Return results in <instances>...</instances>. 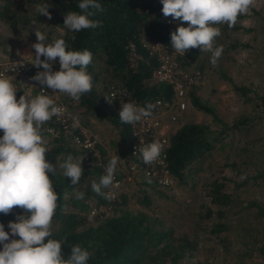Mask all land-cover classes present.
I'll return each mask as SVG.
<instances>
[{"label": "trees", "instance_id": "16d2710c", "mask_svg": "<svg viewBox=\"0 0 264 264\" xmlns=\"http://www.w3.org/2000/svg\"><path fill=\"white\" fill-rule=\"evenodd\" d=\"M79 2L0 0V22L7 27L57 25L62 29L60 39L69 45L68 50L86 49L92 53L93 61L86 69L92 77V90L79 101L64 93H61L60 99L70 111L79 115L84 126L88 116L107 122L114 129L118 142L124 143L126 152L129 124H122L114 103L106 101L108 84L114 82L121 85L141 107L154 98L169 99L171 95L169 83L151 79L156 59L141 45V36L160 40L181 67H197L201 71V55L205 51L192 48L184 56L175 52L170 33L176 28L165 22L157 0H97L104 10L91 18L101 21L102 27L69 31L63 25L64 16L69 11L80 12ZM45 3L50 6V20L36 11L37 5ZM187 26V22H182V27ZM214 26L223 32L229 28L227 24ZM130 44L137 55L132 65L127 58ZM237 44L248 45L233 41L226 46L234 48ZM258 74L255 81L247 83L234 82L222 74L243 105V110L229 123L222 121L213 106L194 93L198 84L191 86L188 101L195 109L208 113L210 123L184 121L168 135L166 162L175 183L179 184L185 182L191 165L207 155L228 134V130H236L240 135L232 158L229 162L225 161L232 173L204 180L200 202L193 213L198 222L196 227L204 231L203 238L209 242V251L214 253L207 264H264V75L262 72ZM15 88L18 100L22 90ZM37 95L33 91V97ZM57 126L53 120L46 122L41 134L47 142L46 159L56 168L55 175L49 176L58 194V207L51 225L52 236L48 239L65 241L62 245L65 259L71 246L79 244L94 254L88 264L195 263L190 258L205 242L199 239L198 232H179L157 216L121 207L125 202L122 192L118 194V201H111L92 190V182L99 183L106 175L101 165L82 160V177L75 187L85 193V198L77 200L70 179L63 175L60 165L68 155L74 158L82 156L84 149L75 145L67 134H62ZM95 147L107 167L111 158L105 147L100 142ZM116 175L121 176L118 170ZM141 181L155 185L147 179ZM104 190L102 188V192ZM255 190L257 194L254 195ZM104 204L113 205L111 214L99 212L91 220L86 218L91 206ZM22 214L24 212L20 208H15L8 215L0 213V223L4 224L6 232L9 231L8 222H15L16 216ZM12 238L19 239L18 236Z\"/></svg>", "mask_w": 264, "mask_h": 264}, {"label": "clouds", "instance_id": "9594fccd", "mask_svg": "<svg viewBox=\"0 0 264 264\" xmlns=\"http://www.w3.org/2000/svg\"><path fill=\"white\" fill-rule=\"evenodd\" d=\"M162 13L174 20L187 22V27H178L170 33L171 45L176 53L183 55L187 50L199 48L211 53L210 63L215 66L223 54V46H214L221 35L219 27L227 24L236 25L238 17L250 13L256 0H160ZM47 3L36 6L38 14L52 19ZM80 12L69 11L64 16L63 25L69 31L79 32L102 27V22L92 19L103 8L97 0H80ZM35 23V22H33ZM37 42L31 47L35 50L33 65L38 71L31 79L41 86H47L54 92L68 95L75 101L92 90V77L87 73V66L93 61L88 50H68L64 39L46 43V35L35 31ZM75 39V36L72 37ZM43 57V59H41ZM59 62L60 70L53 71L52 66ZM20 67H23L21 62ZM17 89L10 79L0 78V213L8 215L15 208L23 210L15 222H8L9 231L0 223V264H88L94 255L79 244L71 246L70 254L65 259L62 255V240L48 239L52 236L51 225L58 207V194L50 179L56 168L46 159L47 142L42 138L41 128L53 117L62 114V109L55 105L47 95L34 98L21 95L16 99ZM111 104L113 99L105 97ZM155 104L146 103L137 106L134 102L121 104L119 120L122 124H135L153 115ZM142 160L147 165L157 162L164 152V145L156 140L139 148ZM84 157L74 158L68 155L60 165L63 175L70 179L77 200H83L85 193L77 186L80 183ZM118 155L109 160L106 175L99 183L92 182V190L109 198L102 188L113 185L115 173L120 161ZM244 177H241L243 179ZM151 183V180H148ZM114 198V194L111 196ZM18 236L19 239L12 237Z\"/></svg>", "mask_w": 264, "mask_h": 264}, {"label": "rangeland", "instance_id": "374dc122", "mask_svg": "<svg viewBox=\"0 0 264 264\" xmlns=\"http://www.w3.org/2000/svg\"><path fill=\"white\" fill-rule=\"evenodd\" d=\"M240 26L249 29L243 30ZM36 30L46 35V43L49 44L60 39L62 33V29L57 25L29 24L23 27H7L0 22V61L20 56L29 58L33 62L35 50L31 46L37 42ZM233 41L248 45L237 44L234 48L226 46L228 42ZM214 46H223V54L215 66L210 63V52L205 51L201 55L203 58L202 78L194 93L211 104L222 121L229 123L243 110V105L231 89L229 81L222 74L234 82L246 83L249 80L255 81L259 72L264 75V0H256V4L250 13L239 16L236 27L228 28L225 32L221 31V35L216 38ZM52 70H60L58 58L57 62L53 64ZM39 71H43V69L40 68ZM55 94L59 99L61 98L60 92L57 91ZM184 121L210 123V115L195 109L188 101L180 118V122ZM86 127L105 147L110 158L115 154L120 157L121 160L117 168L121 172L124 171V143L118 142L114 129L107 122L95 120L89 116L86 117ZM239 140L238 131L228 130V134L216 143L207 155L191 165L187 176L185 175V182L175 183L172 188L165 189L144 183L135 177H125L122 173L119 192L124 194L125 202L121 207L131 210L139 209L157 216L165 224H171L179 232L194 230L198 232L199 239L205 241L203 238L204 231L196 227L198 222L193 215L197 204L200 202L202 183L204 180L221 175L229 176L232 173L230 166L225 165V161L229 162L232 158ZM255 194H257L256 190ZM112 207V204L102 205L100 214H111L113 212ZM209 248L208 241H205L201 247L198 246L195 255L190 258V260L195 261L193 264H207L209 260H212L214 253H211Z\"/></svg>", "mask_w": 264, "mask_h": 264}, {"label": "built area", "instance_id": "2783aa9c", "mask_svg": "<svg viewBox=\"0 0 264 264\" xmlns=\"http://www.w3.org/2000/svg\"><path fill=\"white\" fill-rule=\"evenodd\" d=\"M159 3V12L163 16L166 23L174 28L182 27L180 20H174L171 16L165 17L161 11L162 3ZM141 45L156 59V65L151 73V79L157 82H166L171 86V95L169 99L154 98L150 103H160L154 109L153 115L147 119H142L135 124H129V136L127 140V151L124 154V171L120 172L121 176L124 173L125 177H135L138 179L151 180L156 186L161 188H172L175 184V179L172 176L166 162V153L168 147V135L181 122L180 118L184 112L188 102V90L191 86L200 83L202 74L196 67H181L178 65L173 53L169 51L160 40L141 36ZM137 57L133 46L129 45L127 58L130 65L134 63ZM23 67H20V63ZM29 58L14 57L7 58L0 61V78L10 79L14 87L21 88L22 95L33 97V91L38 95H47L52 99L56 106L62 109V114L58 117H53V121L57 123L58 129L62 134H67L70 140L77 146L84 149V153L80 157L86 163L93 162L101 165L106 173V164L102 163L95 144L98 140L95 135L84 126L79 115L70 111L63 102L58 98L52 89L47 86H41L33 81L31 77L36 75L39 71ZM105 97L113 99L116 111L119 113L122 103L134 102L140 106L129 93L117 83H109ZM34 98V97H33ZM160 141L164 145V152L160 159L152 165H147L142 160V155L139 151L140 147L152 143L153 141ZM116 170V171H117ZM117 177L115 173L113 185L105 188L104 193L109 196L107 200L118 201L119 187L122 177ZM114 194V198L111 196ZM102 210L101 206H91L87 210V218H91L95 214H99Z\"/></svg>", "mask_w": 264, "mask_h": 264}]
</instances>
